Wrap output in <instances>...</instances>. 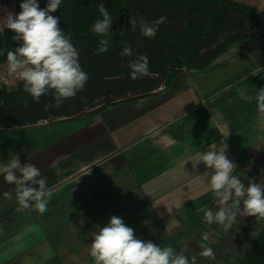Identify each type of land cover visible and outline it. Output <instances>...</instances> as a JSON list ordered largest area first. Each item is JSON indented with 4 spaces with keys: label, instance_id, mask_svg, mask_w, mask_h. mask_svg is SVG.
<instances>
[{
    "label": "crops",
    "instance_id": "0c3cea01",
    "mask_svg": "<svg viewBox=\"0 0 264 264\" xmlns=\"http://www.w3.org/2000/svg\"><path fill=\"white\" fill-rule=\"evenodd\" d=\"M235 1L259 10L249 0ZM14 9L15 0H0V30ZM259 26L208 67L184 72L149 98L83 118L23 127L59 125V132L50 130L38 142L0 139V166L19 156L22 164L40 170L51 192L45 212L34 207L18 212L16 186L0 175V264H94L91 243L112 215L121 217L139 239L161 242L164 223L181 225L188 216L195 218L196 210L215 196L211 170L199 161L205 151L226 148L238 177L244 161L246 167L248 160L261 161L263 153L254 149L264 143V114L256 99L260 88L241 92L240 100L234 93L223 94L238 73L239 79L244 76L237 68L244 63H236L246 56L245 63L254 62L250 55L256 45L246 51L242 44L262 36ZM180 209L187 211L180 214ZM190 210L195 212L189 215Z\"/></svg>",
    "mask_w": 264,
    "mask_h": 264
},
{
    "label": "trees",
    "instance_id": "16d2710c",
    "mask_svg": "<svg viewBox=\"0 0 264 264\" xmlns=\"http://www.w3.org/2000/svg\"><path fill=\"white\" fill-rule=\"evenodd\" d=\"M21 2L15 0L13 14L21 11ZM38 2L44 8L48 0ZM102 3L113 23L107 35L108 51L99 54V41L104 37L93 33L91 26L102 18ZM254 14L252 7L235 0H62L52 15L59 17V27L79 50L87 83L59 107L51 92L34 102L18 79L13 85L0 86V128L83 118L149 98L158 89L172 86L184 72L208 67L230 46L250 38L259 26ZM130 19L137 22L135 30ZM158 20L162 22L155 37L141 34L142 24ZM13 35L10 29L0 30V70L7 66V51L20 43L11 39ZM125 46L132 48L131 57L122 55ZM139 55L148 57L149 73L133 80L129 62ZM46 104L53 106L45 108ZM260 222L261 228L236 258L239 264H264V218Z\"/></svg>",
    "mask_w": 264,
    "mask_h": 264
},
{
    "label": "clouds",
    "instance_id": "9594fccd",
    "mask_svg": "<svg viewBox=\"0 0 264 264\" xmlns=\"http://www.w3.org/2000/svg\"><path fill=\"white\" fill-rule=\"evenodd\" d=\"M62 0H48L41 8L38 0H22L21 11L9 14L3 27L12 30L13 41H19L14 50L7 51L9 74H15L23 82V89L30 94L34 102L50 92L55 106L59 107L64 100L73 98L82 91L88 80V74L82 69L79 61V50L71 41L70 35L59 27V17L55 13ZM101 19L91 26V31L104 37L99 41L97 52L108 51L107 35L113 23L104 4L99 5ZM142 24L141 34L149 39L156 36L158 25ZM136 20L130 19L133 30ZM3 52L0 51V55ZM133 50L125 46L123 56L131 57ZM131 79L143 78L149 73V61L145 55H139L129 62ZM257 110L264 114V87L257 94ZM46 104L45 108L52 107ZM226 149V148H225ZM207 150L200 157L210 173V189L218 199L219 207L214 212L205 209L204 220L208 224H217L225 232L231 229L238 216H255L264 218V185L249 178L247 185L233 174L237 165L232 162L226 151ZM0 175L9 184L16 186L18 212L34 207L43 213L47 210L46 197L51 195L47 187V178L31 163H21L19 156L11 157L7 164L0 166ZM4 196L11 199V193ZM242 205V207H241ZM203 241L209 237L204 234ZM199 256L214 259V252L207 243L200 245ZM90 256L94 264H197V256L191 259L183 252L177 253L172 246L161 247L152 241L139 239L134 229L127 226L119 216L112 215L108 223L100 228L91 243Z\"/></svg>",
    "mask_w": 264,
    "mask_h": 264
},
{
    "label": "rangeland",
    "instance_id": "374dc122",
    "mask_svg": "<svg viewBox=\"0 0 264 264\" xmlns=\"http://www.w3.org/2000/svg\"><path fill=\"white\" fill-rule=\"evenodd\" d=\"M254 5H256L259 10H256L255 13H258L260 28L263 30L262 36H256L258 39H251L249 41L251 43H244L242 44V48L247 49L248 51L251 44L256 45L253 50L251 58L254 59L252 63H245L246 59L249 56H246L244 61H239L236 64L244 63L242 66H238L237 68L243 71V77L240 78L242 81L239 82V73L238 76L235 78L237 79L233 86L229 87L228 90L223 93L224 95H229L234 93L235 97L240 100V94L243 91L251 92L252 88H262L264 82V0H249ZM249 6V4H248ZM251 7V6H250ZM259 11V12H258ZM258 65L257 67L254 66ZM233 63L229 64L226 68L232 67ZM247 65V66H246ZM246 66V67H245ZM245 67V68H244ZM245 71L250 72V75L245 76ZM203 72V71H200ZM11 79L9 80L12 85L17 80L14 76L15 74H11ZM10 85V86H12ZM241 87V88H240ZM247 87V88H246ZM244 88V89H242ZM251 88V89H249ZM248 93L244 92L242 97H247ZM237 100V101H238ZM59 128V125H52L46 127H30V128H13L7 130L0 131V139L4 138L5 140L11 139L13 143L23 142L25 139L33 138L34 140L41 139V135L47 134L50 130L55 132V130ZM5 129V128H4ZM10 131L9 135H4ZM15 131V132H14ZM58 131V129H57ZM14 132V133H12ZM59 132V131H58ZM57 132V133H58ZM259 144H255L254 149L257 147L263 155L261 161L251 160L247 161L249 166H245L241 174H243L239 178L242 180L245 185H247L249 178H253L255 182L264 185V144L263 141H259ZM38 145V144H37ZM262 145V146H261ZM256 150V149H255ZM207 197V193L204 195ZM206 200V199H205ZM216 200L217 206L211 207L213 201ZM208 206L203 209L196 210L198 215H194L195 218L187 217L185 223L181 225L175 224H165L162 225V229L166 232L164 240L160 242V240L152 241L153 243L160 245L161 247L172 246L177 253L183 252L185 255L191 259L193 255L197 256V264H239L238 258L240 255L243 254L244 249L247 248L250 240L253 238L255 233L259 231L261 228V218L255 216H238L236 224L229 229L227 232L223 230V228L217 224H208L204 220V212L205 209H211L214 212L218 209V199L216 196L212 198V200L207 204ZM190 206V205H189ZM242 207V205H241ZM184 211L187 209H180L177 210L178 213L183 214ZM189 215H192L195 210H190ZM171 223V222H167ZM162 233V232H161ZM204 234H207L209 239L207 242L203 241L202 237ZM159 236V235H158ZM71 242V241H70ZM238 242V243H237ZM73 243V242H71ZM202 243H207L209 247L213 249L214 252V259L211 258H204L199 256V253L202 251L200 245ZM69 244V242H68ZM219 245L222 248H225V254L223 250L219 248ZM234 245V246H233ZM236 248V249H235ZM238 248V249H237ZM235 249L236 253L233 252Z\"/></svg>",
    "mask_w": 264,
    "mask_h": 264
},
{
    "label": "built area",
    "instance_id": "2783aa9c",
    "mask_svg": "<svg viewBox=\"0 0 264 264\" xmlns=\"http://www.w3.org/2000/svg\"><path fill=\"white\" fill-rule=\"evenodd\" d=\"M11 74L8 72V65L3 69L0 70V86H8L11 84L9 80L11 79ZM16 79L17 77L14 76Z\"/></svg>",
    "mask_w": 264,
    "mask_h": 264
},
{
    "label": "flooded vegetation",
    "instance_id": "af4514ba",
    "mask_svg": "<svg viewBox=\"0 0 264 264\" xmlns=\"http://www.w3.org/2000/svg\"><path fill=\"white\" fill-rule=\"evenodd\" d=\"M238 243V242H237ZM234 246V245H233ZM221 249V251L224 249V250H226L225 248H220ZM236 249V248H235ZM235 249H233L234 251L233 252H235L236 253V251H235ZM238 249V248H237ZM223 250V252H224V254H225V251ZM226 252H227V250H226Z\"/></svg>",
    "mask_w": 264,
    "mask_h": 264
}]
</instances>
